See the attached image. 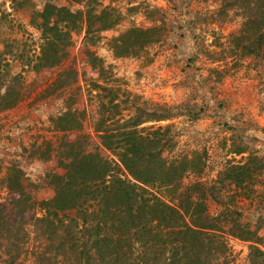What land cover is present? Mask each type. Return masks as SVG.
Segmentation results:
<instances>
[{"label":"rangeland","instance_id":"rangeland-1","mask_svg":"<svg viewBox=\"0 0 264 264\" xmlns=\"http://www.w3.org/2000/svg\"><path fill=\"white\" fill-rule=\"evenodd\" d=\"M245 1L0 0V202L10 218L17 207L37 236L71 161L116 160L105 138L123 139L118 129L138 121L137 138L170 127L161 157L194 165L180 190L205 196L207 221L228 231L238 220L264 251V40L255 25L241 32L262 3L245 11ZM46 4L80 19L60 64L41 69L35 24ZM151 28L154 43L137 57L115 56L114 39ZM244 163L241 185L226 178ZM227 244L229 264H249L250 243Z\"/></svg>","mask_w":264,"mask_h":264},{"label":"trees","instance_id":"trees-1","mask_svg":"<svg viewBox=\"0 0 264 264\" xmlns=\"http://www.w3.org/2000/svg\"><path fill=\"white\" fill-rule=\"evenodd\" d=\"M259 1L256 19L250 16L241 32L249 33L255 25L253 34L260 42L264 0ZM251 6L248 0L241 8L252 10ZM79 19L65 7L45 5L35 24L43 41L41 69L60 64ZM157 32L130 29L113 40L112 51L116 57H137L154 43ZM260 51L263 54L264 47ZM139 125L137 121L121 126L117 133L123 139L105 138L103 144L116 160L96 156L71 161L66 181L64 176L57 180L45 215L36 220L37 236L25 227L21 210L12 208L11 219L0 202V255L5 264H229L228 237L250 243L249 264H264V251L247 225L235 220L234 230H216L205 218V196L180 190V180L194 171V165L189 159L161 157L172 143L170 127L152 128L137 138ZM251 170L247 163L231 165L226 178L241 185ZM18 197L23 200V195Z\"/></svg>","mask_w":264,"mask_h":264}]
</instances>
